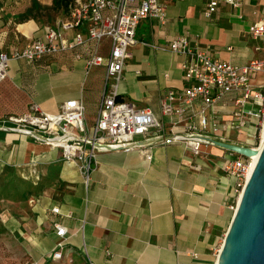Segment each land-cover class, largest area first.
<instances>
[{
  "label": "crops",
  "instance_id": "crops-1",
  "mask_svg": "<svg viewBox=\"0 0 264 264\" xmlns=\"http://www.w3.org/2000/svg\"><path fill=\"white\" fill-rule=\"evenodd\" d=\"M31 2L0 0V30L7 32L14 26L11 31L15 37L21 34L28 42L39 37L46 24L39 26L33 18L20 22ZM161 2L166 21L160 24L155 18L141 19L147 25L139 38L144 41L146 37L148 42L138 41L129 47L127 59L134 57L136 61L128 64L125 60L116 86L117 98L149 108L166 133L169 128L181 131L186 124L195 123L193 132L203 134L207 142L197 153L183 142L158 141L143 147L98 151L85 184L78 164L63 160L59 148L0 130V182L7 190L0 201L10 203L3 220L25 239L29 264H211V244L219 231L227 229L234 211L230 205L236 200V180L223 166L229 158L238 156L212 140L239 144L242 136L254 135L258 125L252 121L242 130L229 126L233 111L229 97L234 92L209 106L192 101L180 116L162 113L160 101L165 93L170 89L179 92L187 85L182 70L185 55L172 52L168 45L182 35L191 47L237 65L264 56L237 49L240 35L225 18L238 8L220 4L206 17L203 9L208 0H201L191 12L183 6V0H177L178 4ZM255 4L264 6V1ZM255 11L257 19L264 16V12L260 15ZM236 14L243 18L241 13ZM247 28L249 38L258 42L254 48L264 50ZM77 33L86 36L81 27L67 29L63 36L71 39ZM107 43L104 39L102 55H106ZM22 46L0 45V49L10 53ZM105 70L103 63L85 73L83 58L76 59L72 51L33 63L10 59L6 76L0 81V121L8 114L25 112L31 103L54 112L66 99L76 98L85 107L86 123L91 124L97 114ZM262 73L264 66L251 75L254 88L264 83V77L258 79ZM172 105L177 106L176 99ZM202 116L205 128L200 127ZM212 123L220 127L213 131ZM137 139L144 140L142 136ZM145 150H149L150 159L145 158ZM54 221L66 227L58 259L50 257L58 239Z\"/></svg>",
  "mask_w": 264,
  "mask_h": 264
},
{
  "label": "built area",
  "instance_id": "built-area-1",
  "mask_svg": "<svg viewBox=\"0 0 264 264\" xmlns=\"http://www.w3.org/2000/svg\"><path fill=\"white\" fill-rule=\"evenodd\" d=\"M260 1L264 0H208L203 14L211 16L220 4L237 9L244 2ZM149 17L155 18L160 24L165 23V6L161 0H73L68 6L67 15L57 21L55 26L46 27L39 37L10 53L0 51V81L6 76L10 59L21 58L33 63L63 51H72L76 59L83 58L85 73L91 67L103 63L106 68L97 114L91 124L85 121L82 101L70 98L63 101L54 112L31 103L25 112L6 115L0 121V130L27 135L59 148L63 160L78 164L85 184L98 151L143 147L158 141L162 144L183 142L193 153H197L207 139L203 134L193 132L197 129L195 123L186 124L181 131L169 128L166 133L160 119L149 108L136 107L131 102L117 98L116 86L124 62L130 56L129 47L137 42L135 28L141 19ZM74 27L83 28L86 36L80 33L71 39L63 36L65 30ZM247 31L264 48V16L250 23ZM104 39L108 40L106 55L100 52ZM168 49L185 55L182 70L187 85L179 92L170 89L165 93L160 101L162 113L180 116L192 101H202L209 106L223 95L234 92L236 94L229 97L233 107L229 126L242 130L252 121L259 126L262 124L264 83L254 88L251 75L262 70L264 59L252 58L243 65H237L191 47L182 35L172 39ZM175 99L176 107L172 105ZM205 126L206 120L202 116L200 127ZM210 127L216 131L220 124L212 123ZM138 136L147 142L142 143V140L137 139ZM145 158H151L149 150H145ZM251 163V157L238 154L229 158L223 166L224 171L236 180V200L230 205L233 210ZM52 210L57 212V208ZM53 227L58 239L50 257L58 259L66 227L58 221L53 222Z\"/></svg>",
  "mask_w": 264,
  "mask_h": 264
},
{
  "label": "rangeland",
  "instance_id": "rangeland-1",
  "mask_svg": "<svg viewBox=\"0 0 264 264\" xmlns=\"http://www.w3.org/2000/svg\"><path fill=\"white\" fill-rule=\"evenodd\" d=\"M34 1V3L31 2L30 4V10L26 11V15L22 17L25 19L21 20L20 22L30 20L31 17L27 16H32L34 21L39 26L43 24L54 26L56 20H61L66 16L67 8H58L54 6L52 0ZM200 2L201 0H183L182 4L183 6L187 5L189 11L191 12L196 8L197 5H199ZM175 3L178 4L177 1ZM255 10H257L261 15L264 12V6H257L254 2L244 3L238 8L237 12L233 13L232 16L230 15L229 17L225 18L226 20H224L227 25L232 26V28L238 31L240 35V40L237 43V49L246 51L248 53L254 52L256 56H264V50H256L254 48L258 42L253 41L246 33L247 25L251 21L257 19L259 16ZM236 13H241L243 18H237ZM140 22L141 24L137 28L136 39L137 42L139 41L140 43H146L148 42L146 37L144 41L139 38L140 34H143L145 32V28L147 25L146 20H141ZM12 28H14V26H11V29H9L7 32H5L6 30L2 31L4 29L0 30V45H3L4 47L6 46V48H8L15 43L24 45L28 42L24 38V36L19 33V35L15 37V35L11 31ZM135 61V58L132 57L127 59L126 63L132 64ZM258 77V79H262L264 77V73L260 74ZM261 127L262 125L259 126L258 132L254 135L250 134L248 135L249 137H247V135L242 136V143L239 144L249 145L252 147L259 146V143L261 141ZM5 185L0 182V196H4L7 193ZM9 205L10 203L5 200L0 201V264H29L30 256L26 252H24L27 248L25 239L23 238L21 233L14 232L9 229L11 227L7 225V222H4L5 220H3ZM225 231L226 227H224L222 231L218 232L217 236L211 244V249L209 250L211 264H213L214 260L216 259L218 249L221 246Z\"/></svg>",
  "mask_w": 264,
  "mask_h": 264
},
{
  "label": "water",
  "instance_id": "water-1",
  "mask_svg": "<svg viewBox=\"0 0 264 264\" xmlns=\"http://www.w3.org/2000/svg\"><path fill=\"white\" fill-rule=\"evenodd\" d=\"M212 141L245 157L258 154L240 192L214 264H264V137L258 147Z\"/></svg>",
  "mask_w": 264,
  "mask_h": 264
},
{
  "label": "trees",
  "instance_id": "trees-1",
  "mask_svg": "<svg viewBox=\"0 0 264 264\" xmlns=\"http://www.w3.org/2000/svg\"><path fill=\"white\" fill-rule=\"evenodd\" d=\"M73 0H52V3H53V5L54 6H56V7H64L65 9L67 8V11H68V6H69V4L72 2ZM35 1L34 0H32V3H34ZM66 15H67V13H66ZM31 18H32V16H31ZM49 25H47L46 27H48ZM37 30H39V28L37 29ZM36 29H34V31H37ZM258 130H259V125L257 126V130H256V133L258 132Z\"/></svg>",
  "mask_w": 264,
  "mask_h": 264
},
{
  "label": "bare ground",
  "instance_id": "bare-ground-1",
  "mask_svg": "<svg viewBox=\"0 0 264 264\" xmlns=\"http://www.w3.org/2000/svg\"><path fill=\"white\" fill-rule=\"evenodd\" d=\"M262 127H261V141H262V139H263V137H264V118H263V120H262ZM260 141V142H261ZM258 147V146H257ZM251 158H252V163L250 164V166H249V168H248V175L250 174V172H251V170H252V167H253V165H254V163H255V161H256V159H257V157H258V154L256 153V154H253L252 156H250ZM216 261V260H215Z\"/></svg>",
  "mask_w": 264,
  "mask_h": 264
}]
</instances>
